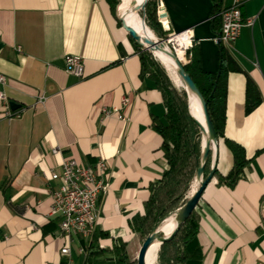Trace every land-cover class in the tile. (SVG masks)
Segmentation results:
<instances>
[{
  "label": "crops",
  "instance_id": "crops-1",
  "mask_svg": "<svg viewBox=\"0 0 264 264\" xmlns=\"http://www.w3.org/2000/svg\"><path fill=\"white\" fill-rule=\"evenodd\" d=\"M158 1L163 30L186 31L202 71L216 72L220 26L213 1ZM241 1L243 19L254 21L229 49L243 72L227 75L224 132L250 162L233 187L213 177L202 193L195 208L202 264H264V0ZM66 55L83 59V78L64 71ZM0 73L9 108L14 102L21 111L7 119L0 101V264H117L110 256L114 240L136 239L129 222L143 213L148 186L167 167L152 126L153 118L165 119L162 97L152 80L140 78L138 52L117 8L112 12L106 0H0ZM246 74L261 97L249 114ZM124 96L125 120H103L100 109L120 106ZM55 147L60 151L52 154ZM69 158L83 165L103 159L108 187L93 234L68 244L49 216L50 191L59 185L49 175ZM231 166L220 141L218 173ZM67 245L69 254H62Z\"/></svg>",
  "mask_w": 264,
  "mask_h": 264
},
{
  "label": "trees",
  "instance_id": "trees-1",
  "mask_svg": "<svg viewBox=\"0 0 264 264\" xmlns=\"http://www.w3.org/2000/svg\"><path fill=\"white\" fill-rule=\"evenodd\" d=\"M112 12H115L119 0H106ZM214 3V22L219 23L218 13L223 0H212ZM158 0H150L146 6L148 18L154 31L165 39L168 32L162 30L157 18ZM169 34V33H168ZM131 41L138 52L140 60V78L147 77L153 81L160 92L165 107L163 122L153 118L152 126L162 137L161 149L167 162L161 176L148 186V197L144 202L143 213L134 215L130 228L136 235L139 247L152 227L162 218L181 207L188 199L191 183L201 156V131L190 116L187 107L185 89H177L170 80L163 66L142 46L132 38ZM193 47V46H192ZM192 47L185 51L187 62L184 69L194 81L206 101L208 113L219 142H223L232 154V166L225 175L219 174L217 167L214 178L218 185L233 187L243 178L250 160L244 148L226 137L224 132L226 121L227 75L229 72H243L229 50L220 45L218 51V68L214 73L202 71L199 60L192 52ZM190 56V57H189ZM261 100L259 91L246 74L244 111L249 114ZM210 160L205 167V175L209 172ZM198 215L195 211L182 224L176 235L168 242L160 245L157 251L156 264H202L200 247L197 242ZM116 257L117 264H136V256L132 258L130 242L115 239L110 252Z\"/></svg>",
  "mask_w": 264,
  "mask_h": 264
},
{
  "label": "built area",
  "instance_id": "built-area-1",
  "mask_svg": "<svg viewBox=\"0 0 264 264\" xmlns=\"http://www.w3.org/2000/svg\"><path fill=\"white\" fill-rule=\"evenodd\" d=\"M241 0H233L231 5L224 7L218 13L220 17V29L215 40L228 50L240 36L242 27L251 26L254 19H243L241 13ZM157 13L159 22L163 26L162 5L158 1ZM171 36L186 35V31L169 34ZM169 43V42H168ZM188 47L186 48V50ZM185 50V51H186ZM64 71L76 77L83 78L84 61L76 55H66L64 58ZM187 61L185 60L184 63ZM5 76L0 73V84L5 83ZM0 101L5 105L4 116L7 119L18 117L20 110H11L8 106L7 97L0 91ZM126 96L121 98L120 106L102 107L100 113L102 119L115 116L117 119L125 120L121 109L128 105ZM44 97L39 96L36 103L42 104ZM60 149L55 147L52 154L59 153ZM49 178L58 181L59 185L50 191L51 205L49 216L56 217L61 235L66 238L67 243L76 236L90 237L95 229L98 213L97 202L101 195L107 191L106 162L98 159L94 165H83L73 158L61 162L58 170L50 171ZM260 209L264 214V195L260 200ZM62 254H69V246L60 249Z\"/></svg>",
  "mask_w": 264,
  "mask_h": 264
},
{
  "label": "water",
  "instance_id": "water-1",
  "mask_svg": "<svg viewBox=\"0 0 264 264\" xmlns=\"http://www.w3.org/2000/svg\"><path fill=\"white\" fill-rule=\"evenodd\" d=\"M149 1L150 0H140L139 2H133L132 4L135 6V9L130 15L135 14V13L139 14L142 16V19L146 21V6ZM119 19L121 21V25L126 30L128 36L132 38L137 44L142 46L144 50H148L154 56L152 49L154 47H159L164 53H166L172 58L176 66V73L178 77L180 78V80L182 81L185 87V91L187 93L188 112L190 116L194 119V121L196 122V124L198 125L202 133L205 134L201 156H200V159H199V162L196 168L195 176H194V179L197 180V186L193 190L192 194L188 197L186 202L181 207H179L177 210L173 211L172 213L162 218L159 222H157L152 227L151 231L146 236V238L143 240V242L141 243L138 249V252H137V256H136V264H146L145 256L151 244L154 241H157L158 247H160V245H162L163 243L170 241L176 235L179 228L189 218L193 210L198 205L199 200L202 196V193L204 192L206 186L211 182V180L214 177V173H215L216 166H217L219 140L216 136L214 127L212 125V121L208 113L207 104H206L205 99L203 98L199 89L195 85L194 81L185 71L184 69L185 63L178 59L175 51L167 47L166 40L158 38L157 36H156V39H152L148 36L142 37L136 31L134 27L129 25V29L126 28L122 18L119 17ZM190 94L195 96L199 103V107H200V111L202 115V121L204 122L205 126L202 125V122L199 119L193 117L192 114L190 113L189 97H188ZM9 105L12 110H15L19 107V105L14 102H10ZM209 160H210L209 172L205 175V167ZM171 214H174L176 224L174 228L168 234H165L164 232L161 231L160 225Z\"/></svg>",
  "mask_w": 264,
  "mask_h": 264
},
{
  "label": "bare ground",
  "instance_id": "bare-ground-1",
  "mask_svg": "<svg viewBox=\"0 0 264 264\" xmlns=\"http://www.w3.org/2000/svg\"><path fill=\"white\" fill-rule=\"evenodd\" d=\"M139 1L140 0H120L118 7H117L118 16L120 18H122V20L124 21L126 28L129 29V25H130V26L134 27L136 29V31L142 37L148 36L152 39H156V36H154L150 32V30L147 28V26L143 23L139 14L135 13V14L130 15L135 9V6L132 3L133 2H139ZM168 42L174 43L175 47H174L173 51H175L178 59L183 62L185 50H186L187 46L190 44V41L187 38V36L186 35L171 36L170 39L168 41H166L167 47L169 48ZM152 52H153L154 56L160 60L161 64L166 68V70L171 74V76H172L171 79L174 81V83H176L177 85H181V87H183L185 89L182 81L180 80V78L178 77V75L176 73V66H175V63L172 60V58L169 55H167L166 53H164L161 50V48H159V47H154L152 49ZM188 97H189L190 113L192 114L193 117L199 119L202 122V125L205 126L204 122L202 121V115H201L199 103H198L196 97L191 95V94ZM204 138H205V134L202 133V131H201V151H202ZM192 182H193V186L191 188L190 195L192 194L193 190L197 186V180L196 179H193ZM175 224H176L175 216H174V214H171L161 223L160 229L165 234H168L174 228ZM158 249H159L158 242L154 241L151 244V246L149 247V249L147 250V253L145 256V263L146 264H152V262L156 258V254H157Z\"/></svg>",
  "mask_w": 264,
  "mask_h": 264
},
{
  "label": "rangeland",
  "instance_id": "rangeland-1",
  "mask_svg": "<svg viewBox=\"0 0 264 264\" xmlns=\"http://www.w3.org/2000/svg\"><path fill=\"white\" fill-rule=\"evenodd\" d=\"M117 7H118V5H117ZM116 7V8H117ZM157 8H158V5H157ZM157 8H156V18H157V20H158V22H159V17H158V13H157ZM140 17H141V19H142V16L140 15ZM142 21H143V23L147 26V28L150 30V32L154 35V36H157L158 38H160V36H158L157 35V33L154 31V29L152 28V26H151V23H150V20H149V18H148V14H147V9H146V21H144V19H142ZM148 23V24H147ZM159 24H160V22H159ZM150 26V28H149V26ZM160 26H161V28H162V30H163V27H162V25L160 24ZM164 31V30H163ZM165 32H167V31H165ZM167 36L165 37V40H167L168 38H169V34L167 33L166 34ZM168 46H169V48L170 49H172V50H174V47H175V45H174V43L173 42H170V43H168ZM160 64H161V62H160V60L158 59V58H156L155 56H153ZM185 60L187 61V57H186V55H184V58H183V62H185ZM162 65V64H161ZM163 66V65H162ZM163 68H164V70L166 71V73H167V75L169 76V78H170V80L173 82V84L177 87V89H179V90H181V89H183L182 87H181V85H177L176 83H174V81L171 79L172 78V76H171V74L166 70V68L163 66ZM187 94V93H186ZM192 186H193V182L191 183V186H190V191H191V188H192ZM189 191V195H190V192ZM189 197V196H188ZM138 249H139V242L137 241V239H134L131 243H130V253H131V255H132V258H134L135 257V255L137 254V252H138ZM156 260H157V254H156V258H155V260L152 262V264H156Z\"/></svg>",
  "mask_w": 264,
  "mask_h": 264
}]
</instances>
